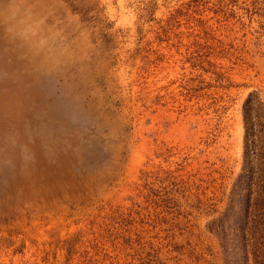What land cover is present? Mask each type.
I'll list each match as a JSON object with an SVG mask.
<instances>
[{
	"label": "rangeland",
	"instance_id": "374dc122",
	"mask_svg": "<svg viewBox=\"0 0 264 264\" xmlns=\"http://www.w3.org/2000/svg\"><path fill=\"white\" fill-rule=\"evenodd\" d=\"M252 90L264 0H0V264H264Z\"/></svg>",
	"mask_w": 264,
	"mask_h": 264
},
{
	"label": "trees",
	"instance_id": "16d2710c",
	"mask_svg": "<svg viewBox=\"0 0 264 264\" xmlns=\"http://www.w3.org/2000/svg\"><path fill=\"white\" fill-rule=\"evenodd\" d=\"M242 118L244 126L242 176H246L248 180L260 176L264 179V146L260 144L264 137V103L257 91L248 92L244 98ZM255 161L256 164L253 165ZM248 191L252 192L253 189L250 190L248 187ZM259 201L256 198L250 201L247 194L248 205L252 208H264V202Z\"/></svg>",
	"mask_w": 264,
	"mask_h": 264
}]
</instances>
